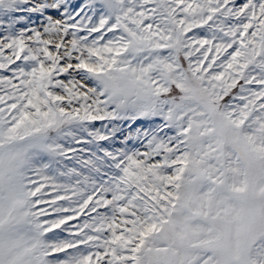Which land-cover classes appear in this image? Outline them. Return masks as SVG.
<instances>
[{
    "label": "snow or ice",
    "instance_id": "1",
    "mask_svg": "<svg viewBox=\"0 0 264 264\" xmlns=\"http://www.w3.org/2000/svg\"><path fill=\"white\" fill-rule=\"evenodd\" d=\"M0 264H264V0H0Z\"/></svg>",
    "mask_w": 264,
    "mask_h": 264
}]
</instances>
